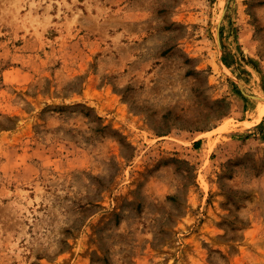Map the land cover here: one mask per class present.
<instances>
[{
  "label": "rangeland",
  "instance_id": "obj_1",
  "mask_svg": "<svg viewBox=\"0 0 264 264\" xmlns=\"http://www.w3.org/2000/svg\"><path fill=\"white\" fill-rule=\"evenodd\" d=\"M0 264H264V0H0Z\"/></svg>",
  "mask_w": 264,
  "mask_h": 264
}]
</instances>
